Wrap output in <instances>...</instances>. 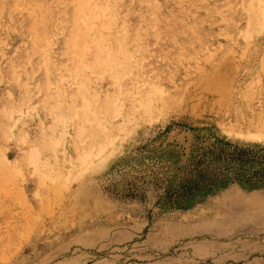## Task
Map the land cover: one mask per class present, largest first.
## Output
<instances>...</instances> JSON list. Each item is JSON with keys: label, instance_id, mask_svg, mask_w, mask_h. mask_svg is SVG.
I'll use <instances>...</instances> for the list:
<instances>
[{"label": "rangeland", "instance_id": "374dc122", "mask_svg": "<svg viewBox=\"0 0 264 264\" xmlns=\"http://www.w3.org/2000/svg\"><path fill=\"white\" fill-rule=\"evenodd\" d=\"M259 2L0 0V264H264V33L242 38Z\"/></svg>", "mask_w": 264, "mask_h": 264}, {"label": "bare ground", "instance_id": "6f19581e", "mask_svg": "<svg viewBox=\"0 0 264 264\" xmlns=\"http://www.w3.org/2000/svg\"><path fill=\"white\" fill-rule=\"evenodd\" d=\"M260 0H258V3L260 4L259 2ZM83 2H86V0H83ZM252 2V1H251ZM250 3V2H249ZM256 3V5H251L250 7H244L243 9V12H244V17L247 18V31L245 33H243L242 35V38L245 40V41H250L252 40V37L253 35H262V33H264V7ZM261 5H264V0H261ZM97 5V4H96ZM84 7H87V6H84ZM97 8V6H96ZM96 10V9H95ZM251 12L254 14H259V17L258 15H254L252 16V18H250V14ZM88 13V12H87ZM86 13V14H87ZM92 14V13H90ZM83 18V16L80 17V19ZM96 19V17H93V19ZM87 19V18H85ZM90 19V18H89ZM92 21V20H91ZM96 21V20H95ZM88 25V24H87ZM92 27V26H91ZM90 32V31H89ZM87 32V35H90V33ZM98 33V32H97ZM96 33V34H97ZM85 34V33H84ZM100 34V33H99ZM79 36V35H78ZM228 37V36H227ZM232 37V36H231ZM99 39V38H98ZM242 39V40H243ZM94 41V40H93ZM198 42V41H196ZM78 45V44H77ZM206 48V47H204ZM85 50V47L84 49ZM85 53V52H84ZM210 58V57H209ZM264 60V58H263ZM78 61V66L79 68H82L84 66V64L77 60ZM127 61V60H126ZM124 71V70H123ZM255 71V70H254ZM97 74V73H96ZM257 76V75H256ZM68 80V79H67ZM209 80V78H208ZM210 81V80H209ZM75 82V81H74ZM260 83H261V80H260V74H258L257 78L253 79L250 81V83L247 85V89H246V92L249 96V98L251 99L253 96H255L254 93H258L260 91ZM52 84V77L50 75H48V85L50 86ZM81 85V84H80ZM80 88V87H79ZM157 90V89H156ZM155 91V89L153 90ZM151 93V92H150ZM160 93H161V90H160ZM152 95V94H151ZM150 96V94H149ZM138 102V101H137ZM158 102V101H157ZM80 103V102H79ZM145 103V102H144ZM178 103V102H177ZM113 105V104H112ZM137 105V108L139 109V107H141V104H136ZM156 106V105H155ZM247 106V104H246ZM37 107V106H36ZM85 107V106H84ZM83 109L81 104H73L70 108L66 109V105H62L59 107V110H57L54 114L55 116L58 117L59 120H61L63 118V115L65 112L67 111H70V113L72 115H76V112L79 110V109ZM146 108H149L148 106ZM152 110V109H151ZM23 111V110H22ZM248 111V110H247ZM87 112V111H86ZM153 112V110H152ZM12 113V112H11ZM10 111H9V115L11 114ZM147 113V112H146ZM248 113V112H247ZM7 114V113H6ZM250 114V113H249ZM12 118H14V121L16 122L12 127H11V130H12V133L10 135V137H13L14 136V133L13 131L18 128L19 126V123L23 120L22 116H23V113L22 112H19V113H12ZM8 116L9 118L11 117ZM255 115V114H254ZM249 116V115H248ZM264 116V115H263ZM67 117V116H66ZM86 117V116H85ZM87 117L90 118V113H87ZM101 117V116H100ZM26 118V117H25ZM246 120V119H245ZM227 121V120H226ZM237 121V120H236ZM254 122V121H253ZM251 122V123H253ZM263 122V121H262ZM11 123V122H10ZM60 124L62 125V122L60 121ZM249 124V123H248ZM243 127V126H242ZM246 127V126H245ZM254 126H252L253 128ZM122 131H123V128H121ZM120 129V130H121ZM257 129V128H256ZM255 129V130H256ZM260 129V128H259ZM79 134L80 135H83L86 131V128L84 125L80 126L79 128ZM63 129L59 126V127H56V128H51L49 130H47L45 132V140H44V143L41 147L39 148H35V149H32L28 155H27V160L31 166V169L33 170L32 172H38L39 169H40V165H39V162H40V153L44 152L46 154H51V153H56L58 152V150H60L62 148V139L63 137L61 138V135L63 134ZM246 132V131H245ZM9 133V132H8ZM110 134H113V130L111 131ZM255 137L257 136H262V135H253ZM14 139V138H13ZM117 138L114 137V136H110L108 135V137H106L105 139H103L102 141H99L95 144H92L89 148H87L86 150H83L81 155L80 156V160H79V168L80 170H84L85 172L87 173H90L91 171L94 170V168L98 165H102L104 163H106L107 161H109L113 156L114 152L116 150L119 149L120 145L117 144ZM86 142V141H85ZM57 154V153H56ZM49 158V157H48ZM78 161V160H77ZM50 162V161H49ZM51 164V163H50ZM62 166V165H61ZM100 167V166H99ZM44 174V173H43ZM63 174H64V168H62V170L59 171V175L61 177H63ZM14 175V174H13ZM33 175V174H32ZM66 183V182H65ZM58 190V189H57Z\"/></svg>", "mask_w": 264, "mask_h": 264}]
</instances>
